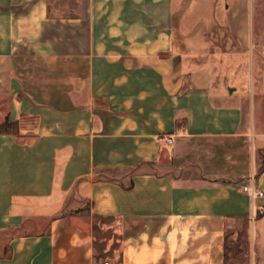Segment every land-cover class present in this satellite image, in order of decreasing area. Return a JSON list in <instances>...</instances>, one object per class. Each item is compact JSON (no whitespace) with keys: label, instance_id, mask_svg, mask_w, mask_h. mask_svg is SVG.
I'll return each instance as SVG.
<instances>
[{"label":"crops","instance_id":"obj_1","mask_svg":"<svg viewBox=\"0 0 264 264\" xmlns=\"http://www.w3.org/2000/svg\"><path fill=\"white\" fill-rule=\"evenodd\" d=\"M182 1L0 0V264L264 252V73L216 74L176 35ZM214 1L221 60L264 65L249 0Z\"/></svg>","mask_w":264,"mask_h":264},{"label":"rangeland","instance_id":"obj_2","mask_svg":"<svg viewBox=\"0 0 264 264\" xmlns=\"http://www.w3.org/2000/svg\"><path fill=\"white\" fill-rule=\"evenodd\" d=\"M249 5L251 12L250 19L252 20V17H254L255 23L258 26H263L264 0H249ZM177 11L175 19L176 35L178 36V32L183 31L192 37H204L210 44L207 49L201 51L202 61L211 63L216 74L241 76L244 74L256 75L257 73H264V65L261 61L258 65L249 64L252 49H249V55L246 52L243 53L245 56L240 59L238 67L230 66L228 64L229 60H221L220 55L223 51L216 49V47H220L221 43L231 40L230 27L232 24L234 25L228 12H225L224 2L214 0H183L182 3L180 2ZM259 36L256 35L255 44H261L260 47H264V34H260ZM257 55V51H255L256 60L258 59ZM231 243H228L226 249V264H264V252L261 249V244L251 240L246 249V245L243 243L233 244V246H231Z\"/></svg>","mask_w":264,"mask_h":264},{"label":"built area","instance_id":"obj_3","mask_svg":"<svg viewBox=\"0 0 264 264\" xmlns=\"http://www.w3.org/2000/svg\"><path fill=\"white\" fill-rule=\"evenodd\" d=\"M243 190L252 197H262L263 196L262 191H258V190L248 188V187H244ZM262 210L264 211V207L262 208Z\"/></svg>","mask_w":264,"mask_h":264},{"label":"trees","instance_id":"obj_4","mask_svg":"<svg viewBox=\"0 0 264 264\" xmlns=\"http://www.w3.org/2000/svg\"><path fill=\"white\" fill-rule=\"evenodd\" d=\"M15 123H11L8 119L5 120L4 124H3V130L7 131V130H11L12 128L15 127Z\"/></svg>","mask_w":264,"mask_h":264}]
</instances>
